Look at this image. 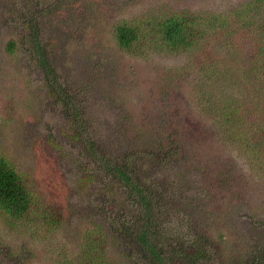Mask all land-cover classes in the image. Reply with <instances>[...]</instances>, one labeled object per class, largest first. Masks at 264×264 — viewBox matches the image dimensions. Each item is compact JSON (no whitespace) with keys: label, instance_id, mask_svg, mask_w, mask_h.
Returning a JSON list of instances; mask_svg holds the SVG:
<instances>
[{"label":"rangeland","instance_id":"rangeland-1","mask_svg":"<svg viewBox=\"0 0 264 264\" xmlns=\"http://www.w3.org/2000/svg\"><path fill=\"white\" fill-rule=\"evenodd\" d=\"M247 1L0 0V154L33 196L20 221L0 212V264H90L95 255L107 260L95 256V264L140 263L132 236L116 231L121 217L139 227L141 207L104 175L106 164L92 158L96 151L128 164L143 182L151 177L162 247L205 236L202 263L243 264L257 254L263 261L264 160L252 159L250 148L264 149L243 142L258 123L257 107L229 64L247 54L218 58L214 31L198 47L211 58L197 62L191 51L171 52L150 36L129 52L114 39L115 25L143 14L228 12ZM258 11L261 19L264 8ZM30 15L40 23L37 40L46 45L52 80L81 107L83 143L72 136L70 119L48 95L45 71L32 57L24 21ZM254 36L229 33L217 49L232 38L253 47ZM227 105L241 107L243 120H226ZM87 231L102 235L103 247L87 251Z\"/></svg>","mask_w":264,"mask_h":264},{"label":"trees","instance_id":"trees-1","mask_svg":"<svg viewBox=\"0 0 264 264\" xmlns=\"http://www.w3.org/2000/svg\"><path fill=\"white\" fill-rule=\"evenodd\" d=\"M264 8V0H249L244 4H240L235 8L229 9L228 12L205 10L195 11L183 8L179 12H174L169 9L162 12L157 17H150L143 14L141 17L134 18L131 22L122 21L115 25L114 39L117 45L124 51H133L137 47V41L140 38L150 36L153 40H160L165 49L171 52H184L194 56L195 62L202 58H211L210 50H198V47L204 41V38L209 32H215V41L213 49L218 58L227 57L231 54L246 53V58L243 61L229 59V64L236 68V77L241 80L243 89L246 90L243 95L255 99V111L252 112L258 117V122L252 126L251 133H248L247 139L244 142L249 147H261L264 149V13L260 16L256 14ZM256 15V16H255ZM27 24V32L31 46L32 57L36 64L45 71L46 75V90L52 99H56L62 107L63 112L69 120V128L72 136L79 139L81 142L84 128V119L80 115L82 112L76 97L73 94L64 92L56 81L52 80L53 66L48 55L45 43L41 38V27L36 16L30 15L24 20ZM253 32V42L246 49L239 45L236 41L228 40L224 45L217 49L221 44L220 38L231 34L233 37H240L241 31ZM238 37V38H239ZM233 44L235 47H233ZM15 48V42L9 41L7 48L12 50ZM231 51H234L231 53ZM193 59V60H194ZM191 60V59H190ZM192 60V61H193ZM222 60V59H221ZM220 60V61H221ZM194 62V61H193ZM50 72V75H48ZM61 89V90H60ZM54 99V101H55ZM241 107L232 109L228 105L222 110L231 123L239 119L243 120ZM240 116L242 118H240ZM244 138L240 134V142ZM83 143V142H82ZM92 147L90 150H92ZM252 159L258 158L264 160V150L262 153L256 148H250ZM88 154L92 155L91 152ZM98 156L94 154L95 160L99 163H105L103 173L106 177L115 179L118 184L130 191L132 200L136 202V206L141 207L143 223L136 227L137 222H127L125 217L117 226V233L130 234L135 241L134 249L141 257L140 263L133 264H205L202 263L205 259L208 238L205 236H197L190 240V243L183 245L186 241H179V246L172 248L162 247L165 242V237L160 235L157 222L153 217L154 199L156 198L155 184L151 177H145V182L138 175H130L128 164L116 161L100 151ZM251 157V156H249ZM32 192L25 179L16 171L8 158L0 154V212L6 215L11 222L20 221L25 217L32 204ZM157 199V198H156ZM155 199V200H156ZM56 222V218H54ZM140 221V220H138ZM101 236V238H100ZM102 235L94 237L89 231L84 235L83 247L87 251H95L97 246H102ZM93 243L96 246L93 248ZM89 256V255H88ZM101 263L107 260L102 255H95ZM90 257L93 262L96 257ZM106 257V256H105ZM262 256L260 254L253 255L251 262L245 261L243 264H258ZM208 263V262H207ZM264 263V259L260 264Z\"/></svg>","mask_w":264,"mask_h":264}]
</instances>
